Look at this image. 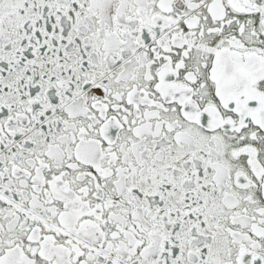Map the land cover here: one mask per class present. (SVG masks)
Here are the masks:
<instances>
[{
  "label": "snow or ice",
  "instance_id": "1",
  "mask_svg": "<svg viewBox=\"0 0 264 264\" xmlns=\"http://www.w3.org/2000/svg\"><path fill=\"white\" fill-rule=\"evenodd\" d=\"M0 264H264V0H0Z\"/></svg>",
  "mask_w": 264,
  "mask_h": 264
}]
</instances>
